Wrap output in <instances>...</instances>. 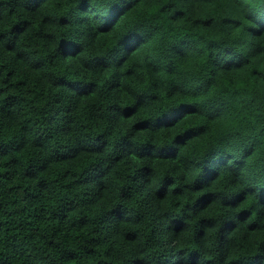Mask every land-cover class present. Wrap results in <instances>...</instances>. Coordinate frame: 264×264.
<instances>
[{"label": "trees", "instance_id": "obj_1", "mask_svg": "<svg viewBox=\"0 0 264 264\" xmlns=\"http://www.w3.org/2000/svg\"><path fill=\"white\" fill-rule=\"evenodd\" d=\"M262 17L264 0L0 3V264H161L154 249L166 232L177 245L160 253L164 264L173 257L181 258L176 264H264ZM82 54L83 67L99 75L68 80L61 62ZM41 69L50 71L31 74ZM99 120L111 131L132 123L98 179L99 165L80 157L98 151L89 142L105 135H91ZM74 127L80 148L58 144L38 170L29 163L21 171L18 153L29 146L23 133L33 132L32 149L46 150ZM141 133L139 148L119 147L136 144L130 137ZM214 152L228 153L227 167L204 164ZM189 165L199 169L196 180L178 184L176 174ZM113 172L116 181L141 180L137 192L158 177L159 201L199 195L191 203L175 199L171 208L180 213L153 214L133 235L109 219L115 213L127 222L115 208L99 216L78 211L95 207ZM218 184L238 190L220 199L211 190ZM157 220L167 228L154 227ZM141 234L144 247L125 258L120 240Z\"/></svg>", "mask_w": 264, "mask_h": 264}, {"label": "clouds", "instance_id": "obj_2", "mask_svg": "<svg viewBox=\"0 0 264 264\" xmlns=\"http://www.w3.org/2000/svg\"><path fill=\"white\" fill-rule=\"evenodd\" d=\"M4 0H0V3H3ZM20 3H26L27 0H19ZM113 3L119 4L121 3V0H112ZM44 10L41 9V12ZM242 18V17H241ZM248 21H245L247 23ZM261 23H264V17L261 18ZM4 43V40L0 39V48H2ZM85 62V56L82 54L78 57H70L66 61H62L64 67L68 68L67 73H61L67 77L68 80H82V79H96L98 73H89L87 69L83 67V63ZM22 67L26 68V64H23ZM43 71H50V69H41L39 71H36L34 73H31L34 76H40L41 72ZM57 91L61 94L62 97H66L67 99H71L73 97V93H71L67 87H59L57 88ZM64 102H67L66 100ZM127 102H131V99L129 98ZM132 121H120L118 126L115 127V131H111L108 124H106L103 120L97 121L93 125V131L91 133L92 137H95L99 135L100 133H105L103 137H101L99 140L96 141H90V146L95 147L98 149L97 152L86 154L81 153V159H87L89 162H94L99 167L96 170L95 175L97 178H101L103 171L105 168H107L109 161L112 159L114 154H116L118 145L117 141L119 138L125 134L127 130L131 128ZM111 132V135L108 133ZM21 133L19 132V129H16L15 136L17 140H19ZM23 135L27 138V144L28 147L25 148L23 152L18 153L22 160V167L21 171L23 170V167H26L29 163L33 164V171H36L40 168L41 165L46 163V159L51 155L52 149L56 148L58 144H65L68 146L65 150H72L80 148L82 145L78 144L76 142L78 137H82V133L77 130L76 127L73 128V130L65 135H59L55 138V140L50 144V146L45 149L40 150H34L30 147L31 141L34 139L33 132H25ZM144 134H137L135 137H130L132 139L136 140V144L134 145H120L119 147L127 151L132 147L139 148L140 144L143 143V140L141 137H143ZM3 139L11 140L12 136L7 135L3 137ZM154 143H157V147H159L158 141H153ZM6 159V158H5ZM134 159V158H133ZM229 159V155L227 152H214L209 155V157L204 161V164L208 167L216 166L218 167L221 163V161L225 162V167H227V160ZM137 165H139L141 162L137 161ZM143 163H148V161H143ZM123 164V161L121 162ZM131 168V165H129ZM199 169L195 165H189L188 170L185 171L184 168H181L180 171L176 174L177 175V183L178 184H187L189 186L193 185V182L196 180L197 174ZM43 175V173H42ZM181 177H184V179H181ZM104 179L108 183V187L105 189L103 197L99 199L96 202V205L94 208H88V209H78V211H88L93 216H99L105 213H109L111 209H116L120 214L123 220L127 221L126 223L120 224V221L117 219H114L115 213H110L109 219L112 221L114 226L121 229L122 232H131L133 235H137V230L142 229V222H151L150 218L155 215H159L160 213H163L165 211H175L176 213H180V208H171V204L175 199H182L184 201H187L191 203V201L195 200V197L199 195V193H193L191 191H186L185 195L183 197H169L166 200L159 201L156 200L154 197L155 189L159 186L158 180L159 178H154L150 184L147 185V187L142 192H137V188L142 183L141 180H137L135 183L131 181L130 178L125 177L122 178L119 181L115 180V172L109 174L108 177H104ZM247 182V181H246ZM125 185H131V187L125 188ZM91 187H95V185H92ZM212 191H215L218 193L220 199H228L230 198L231 194L234 191H237L238 189H233L231 187H225L224 185H217ZM76 191H79L77 189ZM122 191H127L129 193L128 196L122 195ZM149 193H153V196L149 197L150 201V207L145 206L144 196L148 195ZM183 207V205H181ZM235 211V210H233ZM203 215V214H201ZM196 219H199L197 217ZM196 219H193L190 221L191 225L196 224ZM154 227L158 228H167L168 221L166 220H157L156 225H153ZM185 237H191V229L188 232H185L183 234ZM145 236L141 234L138 239H136L132 243H126L123 242V240H120L119 248L121 254L127 258L130 255H135L138 253L140 248L144 247V240ZM161 245L158 249H154L156 252L157 257L161 261V264H164V261L168 260L167 255L161 256L160 253H165L166 250L173 249L177 245V241L175 239H172L171 233L166 232L164 235L159 237ZM170 241V242H169ZM184 246V245H180ZM194 247V245H193ZM207 248H211V242L205 246ZM201 251L203 252L204 249L202 248ZM207 255V253H205ZM151 259V257H149ZM179 257H173L171 260L168 261V264H176L177 260H180ZM153 264H156L155 261H153ZM183 264H187V261H183Z\"/></svg>", "mask_w": 264, "mask_h": 264}, {"label": "snow or ice", "instance_id": "obj_3", "mask_svg": "<svg viewBox=\"0 0 264 264\" xmlns=\"http://www.w3.org/2000/svg\"><path fill=\"white\" fill-rule=\"evenodd\" d=\"M122 3H126V0H121ZM262 30H264V28H262Z\"/></svg>", "mask_w": 264, "mask_h": 264}]
</instances>
